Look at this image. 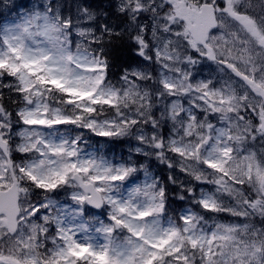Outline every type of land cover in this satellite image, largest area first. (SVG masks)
<instances>
[{
  "label": "snow or ice",
  "instance_id": "6c2138e0",
  "mask_svg": "<svg viewBox=\"0 0 264 264\" xmlns=\"http://www.w3.org/2000/svg\"><path fill=\"white\" fill-rule=\"evenodd\" d=\"M0 264H264V0H0Z\"/></svg>",
  "mask_w": 264,
  "mask_h": 264
},
{
  "label": "trees",
  "instance_id": "16d2710c",
  "mask_svg": "<svg viewBox=\"0 0 264 264\" xmlns=\"http://www.w3.org/2000/svg\"><path fill=\"white\" fill-rule=\"evenodd\" d=\"M94 1H97L98 2V0H89V3H91L93 5H106L108 0H102L99 3H97V2L95 3ZM17 4H19V3H17ZM133 56H134V53H132V52L124 51V50H119L115 54L114 60H115V63L117 65H121L124 62L131 61V59H132ZM114 71H115V69H114Z\"/></svg>",
  "mask_w": 264,
  "mask_h": 264
},
{
  "label": "rangeland",
  "instance_id": "374dc122",
  "mask_svg": "<svg viewBox=\"0 0 264 264\" xmlns=\"http://www.w3.org/2000/svg\"><path fill=\"white\" fill-rule=\"evenodd\" d=\"M20 1V2H19ZM102 0H98V2L97 1H94L95 3L97 2V3H99V2H101ZM32 2V0H16V3H19V4H25V5H28V4H30ZM108 2V1H107ZM117 150H119V146H118V148H117ZM225 219V222H228L231 218L230 217H225L224 218Z\"/></svg>",
  "mask_w": 264,
  "mask_h": 264
}]
</instances>
